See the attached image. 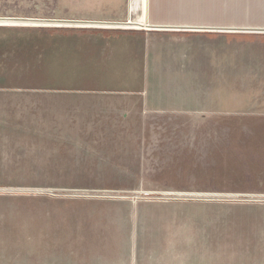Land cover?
<instances>
[{"label":"crops","instance_id":"1","mask_svg":"<svg viewBox=\"0 0 264 264\" xmlns=\"http://www.w3.org/2000/svg\"><path fill=\"white\" fill-rule=\"evenodd\" d=\"M84 1L96 20L84 23H112L127 15L126 21L141 25L0 23L78 27L57 34L55 52L62 62L68 56L92 62L95 72L99 63L101 74L88 77L112 80L76 88L0 87V186L122 195L114 200L128 205L139 202L140 194L164 192L263 196L264 134L233 133L229 127H261L264 118L229 116H264V54L256 48L230 54L228 41L207 34L198 39L158 32L229 31L176 20L191 10L206 13L208 0ZM212 3L222 7L221 0ZM39 214L43 218H0V239L69 236L68 218ZM96 219L92 223L105 233L96 230L93 236L117 245L100 253L99 262L158 264L138 259L133 235L120 226L125 221ZM238 264H264V254Z\"/></svg>","mask_w":264,"mask_h":264},{"label":"rangeland","instance_id":"2","mask_svg":"<svg viewBox=\"0 0 264 264\" xmlns=\"http://www.w3.org/2000/svg\"><path fill=\"white\" fill-rule=\"evenodd\" d=\"M84 2L0 0V18H19L33 23H47L45 20L96 21L91 7L88 9L90 12L86 11ZM212 2L207 1L210 9L206 13L191 10L187 14L175 15L176 20L184 24L228 26L229 31L158 32L180 37L195 35L198 39L207 34L214 41H228L230 54L236 48H256L264 54V0H221L222 7ZM202 3L205 4L204 1ZM126 19L127 15H124L114 22ZM132 20L128 21L134 23ZM74 28L78 27L0 25V87L110 85L112 80L88 77L101 74L99 63L95 64L98 70L95 72L92 62L78 63L76 56L65 57L62 62L59 52H55L60 50L61 43L57 34ZM47 32L50 34L48 39ZM82 75L84 77L80 78ZM36 96L39 101H44V93ZM229 117L264 118L235 114ZM229 130L233 133L264 134V126L229 127ZM122 197L0 186V218H43L39 214L43 212L49 218L63 215L72 221L64 229L69 232L67 237L0 239V264H109L99 262V254L115 248L116 240L93 236L96 230L100 236L105 233L92 223L99 220L96 218L125 221L120 226L127 235H133L138 259L143 261L154 259L158 264H204V261L206 264H238L264 254V195L223 198L164 192L140 194L137 197L139 202L133 205L114 200ZM129 220L136 223L130 224ZM76 221L80 223L77 225Z\"/></svg>","mask_w":264,"mask_h":264},{"label":"bare ground","instance_id":"3","mask_svg":"<svg viewBox=\"0 0 264 264\" xmlns=\"http://www.w3.org/2000/svg\"><path fill=\"white\" fill-rule=\"evenodd\" d=\"M8 17H1L0 21H8V22H16L14 20H9L7 19ZM45 21H49V20H45ZM131 21V20H130ZM130 21H126V24H128L129 26L131 25H141V24H134L133 22ZM18 22H31V21H22V20H18ZM50 22V21H49ZM54 22H63L65 23H75L76 25H82V24H86L87 26L90 24H92L93 26H101V25H105V26H115L117 24H119V22H112V23H106V22H96V23H84V21H71V20H64V21H59V20H54ZM146 23L143 22V25H145ZM171 28V27H170Z\"/></svg>","mask_w":264,"mask_h":264},{"label":"water","instance_id":"4","mask_svg":"<svg viewBox=\"0 0 264 264\" xmlns=\"http://www.w3.org/2000/svg\"><path fill=\"white\" fill-rule=\"evenodd\" d=\"M7 19H9V20H14V21H16V22H18V20H22V21H25V20H23V19H19V18H7ZM28 21H30V20H28ZM52 23V22H51ZM198 29H199V27H197ZM208 29H219V28H217V27H207ZM205 29V28H204ZM225 29V28H224ZM227 29H230V28H227Z\"/></svg>","mask_w":264,"mask_h":264}]
</instances>
